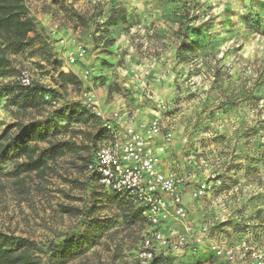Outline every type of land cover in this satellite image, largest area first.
<instances>
[{
	"label": "rangeland",
	"instance_id": "obj_1",
	"mask_svg": "<svg viewBox=\"0 0 264 264\" xmlns=\"http://www.w3.org/2000/svg\"><path fill=\"white\" fill-rule=\"evenodd\" d=\"M23 1L36 31L7 54L13 63L0 77V133L32 115L11 99L25 70L53 91L41 115L63 114L54 117V134L30 145L39 153L48 142L70 148L63 157L45 155L43 174L16 168L17 158L0 161V232L36 243L44 264H135L152 227L133 220L129 202L103 189L87 163L110 140L100 134L108 122L115 129L142 123L146 134L156 119L157 170L183 177L187 220L206 229L202 244L161 264H264V0ZM118 7L127 22L109 25ZM86 90L97 96L96 112L80 99Z\"/></svg>",
	"mask_w": 264,
	"mask_h": 264
},
{
	"label": "built area",
	"instance_id": "obj_2",
	"mask_svg": "<svg viewBox=\"0 0 264 264\" xmlns=\"http://www.w3.org/2000/svg\"><path fill=\"white\" fill-rule=\"evenodd\" d=\"M83 54L80 51L75 56H69L63 70L69 72L77 56ZM79 78L86 81L88 71H84ZM17 81L25 89L35 80L31 73L24 70L18 74ZM80 99L89 110H98L99 102L94 92L86 90L81 93ZM113 115L114 118L118 116L116 113ZM144 126L139 123L115 129V125L108 122L105 128L110 140L96 148L87 163V170L103 189L124 195L140 210L142 220L152 227V231L141 241L135 264H156L155 259L159 255H170L189 243L202 244L206 229L187 222V209L183 202L187 183L183 177L175 172L157 170L155 149L150 143V138L158 131L157 120L147 126L146 134ZM202 191L198 187L190 192L196 198ZM171 223L181 225L184 231L170 230L166 233L164 228Z\"/></svg>",
	"mask_w": 264,
	"mask_h": 264
},
{
	"label": "trees",
	"instance_id": "obj_3",
	"mask_svg": "<svg viewBox=\"0 0 264 264\" xmlns=\"http://www.w3.org/2000/svg\"><path fill=\"white\" fill-rule=\"evenodd\" d=\"M106 22L109 25L126 23L125 9L122 7L111 9ZM35 31V19L30 16L23 0H0V77L8 72L13 63L7 54L20 52L27 46L29 35ZM61 78L79 83L77 77L72 74H61ZM11 91L13 103L19 104V108L25 109V111L28 108L31 109L32 115L24 113L1 131L0 161L7 158H17L21 161L16 163V168H21L24 172L35 171L43 174L48 168L43 157L45 155L51 158L63 157L70 148L69 144L67 141L48 142L47 149L39 153L38 148L31 146L30 143L34 139L46 140L49 132L54 134L58 129L54 117H62L63 114L55 111L41 115L39 108L42 106L43 97L53 91H49L37 81H33L25 89L17 81L16 88L13 87ZM18 97L22 98V103L16 101ZM83 109L88 111L85 107ZM83 114L80 112L76 118H81ZM39 116L40 119H38ZM105 132L108 134L107 131H101L100 134ZM116 195L129 202L133 220H142L139 209H136L124 195ZM35 247L36 243L33 241L0 232V264H44L39 253L34 251ZM164 259L167 257L159 255L156 257L155 263L161 264Z\"/></svg>",
	"mask_w": 264,
	"mask_h": 264
},
{
	"label": "crops",
	"instance_id": "obj_4",
	"mask_svg": "<svg viewBox=\"0 0 264 264\" xmlns=\"http://www.w3.org/2000/svg\"><path fill=\"white\" fill-rule=\"evenodd\" d=\"M150 143H151L152 147L154 148V146H153V141H152V140L150 141ZM154 149H155V148H154ZM186 192H188V188H187V187L185 188L184 193H183V201H184V197H185V193H186ZM185 206H186V205H185ZM186 209H187V206H186ZM187 222L190 223L191 225L195 226V227H199V226H201V225L197 224L194 220H191V221H190L189 218H188ZM166 227H168V228H166ZM166 227L164 228V230H165L166 233H169V231H170L171 229H178V230H179L180 228H182L179 224H173V223L167 225ZM170 228H171V229H170ZM171 231H172V230H171Z\"/></svg>",
	"mask_w": 264,
	"mask_h": 264
}]
</instances>
